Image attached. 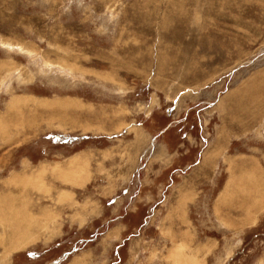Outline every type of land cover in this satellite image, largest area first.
Here are the masks:
<instances>
[{"label": "rangeland", "instance_id": "1", "mask_svg": "<svg viewBox=\"0 0 264 264\" xmlns=\"http://www.w3.org/2000/svg\"><path fill=\"white\" fill-rule=\"evenodd\" d=\"M0 264H264V0H0Z\"/></svg>", "mask_w": 264, "mask_h": 264}, {"label": "bare ground", "instance_id": "2", "mask_svg": "<svg viewBox=\"0 0 264 264\" xmlns=\"http://www.w3.org/2000/svg\"><path fill=\"white\" fill-rule=\"evenodd\" d=\"M56 167V166H55Z\"/></svg>", "mask_w": 264, "mask_h": 264}]
</instances>
